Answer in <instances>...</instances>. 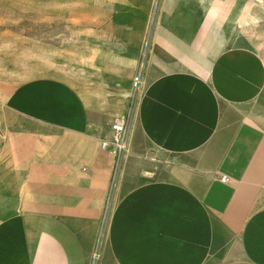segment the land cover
Instances as JSON below:
<instances>
[{
    "label": "crops",
    "instance_id": "0c3cea01",
    "mask_svg": "<svg viewBox=\"0 0 264 264\" xmlns=\"http://www.w3.org/2000/svg\"><path fill=\"white\" fill-rule=\"evenodd\" d=\"M245 4L163 0L128 152L144 139L174 162L130 189L122 174L101 264H264V24ZM123 53L0 96V264L91 263L116 161L102 142L131 105L109 88L140 58Z\"/></svg>",
    "mask_w": 264,
    "mask_h": 264
},
{
    "label": "rangeland",
    "instance_id": "374dc122",
    "mask_svg": "<svg viewBox=\"0 0 264 264\" xmlns=\"http://www.w3.org/2000/svg\"><path fill=\"white\" fill-rule=\"evenodd\" d=\"M247 2L257 8L260 18L256 23L264 24V0H242V5H249ZM162 3L163 0H0V96L12 95L35 79L74 71L92 75L96 68L89 64L103 63L98 59H103L106 51L128 57L123 52L138 49L139 64L131 86L109 88L113 98L129 89L132 103L142 92L143 83L136 94V78L143 65L145 74ZM97 72H103L102 68ZM138 149L136 155L128 152L120 172V178L127 173L133 177L127 182L129 189L166 177L174 162L172 156L159 153L144 139L138 140ZM106 215L101 232L106 229Z\"/></svg>",
    "mask_w": 264,
    "mask_h": 264
},
{
    "label": "built area",
    "instance_id": "2783aa9c",
    "mask_svg": "<svg viewBox=\"0 0 264 264\" xmlns=\"http://www.w3.org/2000/svg\"><path fill=\"white\" fill-rule=\"evenodd\" d=\"M140 77H142V79L144 78V65L142 66ZM141 85L142 84L139 85V80H137L136 78V84H135L136 94L139 92ZM138 98L139 97L136 96L133 102L131 103L130 110L127 116L123 118H117L112 122L110 126V136L109 138H107L102 142V148L105 150L109 149L112 152V154H114L116 159L113 170V176H112V187L110 190V195L108 198L106 212H105L107 213L106 222L108 221V217L112 209L114 194L117 188L118 181L120 179V172L122 170L126 156L129 151L130 135H131L133 118L135 115ZM104 237H105V231H102L99 236V243L97 245L98 252L96 250L93 257V264H98L101 258L100 249L104 242Z\"/></svg>",
    "mask_w": 264,
    "mask_h": 264
},
{
    "label": "bare ground",
    "instance_id": "6f19581e",
    "mask_svg": "<svg viewBox=\"0 0 264 264\" xmlns=\"http://www.w3.org/2000/svg\"><path fill=\"white\" fill-rule=\"evenodd\" d=\"M139 80V79H138ZM139 84H140V80H139Z\"/></svg>",
    "mask_w": 264,
    "mask_h": 264
}]
</instances>
